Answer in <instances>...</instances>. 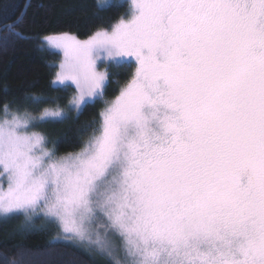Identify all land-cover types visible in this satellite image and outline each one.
Masks as SVG:
<instances>
[{"label":"snow or ice","instance_id":"6c2138e0","mask_svg":"<svg viewBox=\"0 0 264 264\" xmlns=\"http://www.w3.org/2000/svg\"><path fill=\"white\" fill-rule=\"evenodd\" d=\"M46 40L78 114L105 96L97 61L135 72L76 153L28 131L62 110L3 106L0 216L40 207L109 264H264V0H132L111 30Z\"/></svg>","mask_w":264,"mask_h":264},{"label":"trees","instance_id":"16d2710c","mask_svg":"<svg viewBox=\"0 0 264 264\" xmlns=\"http://www.w3.org/2000/svg\"><path fill=\"white\" fill-rule=\"evenodd\" d=\"M26 0H0V113L8 104L32 115L50 107L65 108L64 118L32 128L44 135L56 155L78 151L98 125L104 106L133 75L129 67H108L109 82L102 99L79 114L66 108L73 88L54 84L59 54L47 48V35L91 36L110 30L131 15L127 0H29L14 33L7 26L19 17ZM36 97V99H33ZM95 122V125H94ZM56 227L39 217L30 222L21 214L0 217V264H109L106 257L91 254L77 245L57 240Z\"/></svg>","mask_w":264,"mask_h":264},{"label":"rangeland","instance_id":"374dc122","mask_svg":"<svg viewBox=\"0 0 264 264\" xmlns=\"http://www.w3.org/2000/svg\"><path fill=\"white\" fill-rule=\"evenodd\" d=\"M127 1H128V3L130 4L131 12H132V0H127ZM130 18H131V15H130L127 19H124V20H128V19H130ZM110 30H111V29H110ZM65 34H68V33H65ZM70 35H73V34H70ZM49 36H55V35H47V36H44V37L42 38V42H43V44H44L47 48H49V49H51V50H53V51H55V52H57V53L59 54V61H58L57 64H56V72H55V76H54V81H56V74H57V72L59 71V65L63 62V59H64V53H63V51H62L61 49L54 48L52 45H50V44L47 42L46 38L49 37ZM73 36H75V35H73ZM89 37H90V36H88V37H86V38H78V37H77V38L80 39V40H86V39H88ZM129 62H134V63H135V61L132 60L131 58H129ZM97 64H98V69H97L98 71H108V67H107V65H108V61H97ZM135 68H136V65H135L134 68H133V74H134V72H135ZM131 78H132V77H131ZM131 78H130V79H131ZM130 79H129V80H130ZM127 82H128V81H127ZM127 82L120 86V89H119L118 94H117L116 96L119 95L120 90H121V89L127 84ZM55 84H57V85H61L58 81H56ZM63 85H69V86H71V87L73 88L72 96L69 97V99H68V101H67L66 108H67L68 110H73L74 112H76L75 108L72 106V102H73L74 99L79 95V92H78L76 86H75L74 84L71 83V81H66L65 84H63ZM116 96H115V97H116ZM115 97H114V98H115ZM114 98H112L109 102H111ZM109 102H108V103H109ZM108 103H107V104H108ZM107 104L104 106V108L107 106ZM104 108H103V109H104ZM46 109L49 110V111L62 110V111L65 113V108H63V107H50V108H46ZM103 109H102V110H103ZM44 110H45V109H43L40 113L35 114V115H32V114H30V113H27V114H28V118H29L30 120H38L39 117L41 116V114L43 113ZM10 112L14 113L15 111L10 110ZM3 119H4V114H3V111H2V113H0V121H2ZM28 131H29L30 133H31V132H37L36 130H34V129H32V128H30ZM38 133H39V132H38ZM46 148H47L49 151H52V148L47 147V146H46ZM80 150H81V149H80ZM80 150H78V151H80ZM78 151L70 152V153H76V152H78ZM67 154H69V153L61 154V155H58V156H64V155H67ZM8 182H9V177H8V175L4 172L3 167L0 166V189H4V190H6L7 187H8ZM41 207H42V202H41ZM21 216L25 219V216H24L23 214H21ZM0 217H2V216H0ZM35 217H39L42 221H46V222L49 221V222H51V223L54 224V226L56 227V236H55V239H57V240H61V241H65V242H68V243H71V244H74V245H77V246H79L80 248H82V249L88 251L89 253H91V254H93V255H94V254H99V253L97 252V250H96L94 247H90V246H89V244H88L87 241H80V240H78V239H76V238H70V235H69V234H65V233L63 232V230H62V228H61V225H60L59 221L56 220L55 218H49V217L45 216L44 212L41 211V208H40V207L37 208L36 214L32 216V219L35 218ZM25 220H26V219H25ZM98 227H99V226H98ZM100 230L102 231V229H100ZM99 255H100V254H99Z\"/></svg>","mask_w":264,"mask_h":264},{"label":"water","instance_id":"95a60500","mask_svg":"<svg viewBox=\"0 0 264 264\" xmlns=\"http://www.w3.org/2000/svg\"><path fill=\"white\" fill-rule=\"evenodd\" d=\"M28 2H29V0H26V1H25L24 7H23V9H22V11H21L19 17H18L13 23H15V22H17V21L20 20V18H21L22 15H23L24 9H25V7L27 6Z\"/></svg>","mask_w":264,"mask_h":264}]
</instances>
